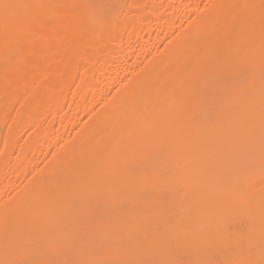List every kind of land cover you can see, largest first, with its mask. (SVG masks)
<instances>
[{
	"label": "bare ground",
	"instance_id": "obj_1",
	"mask_svg": "<svg viewBox=\"0 0 264 264\" xmlns=\"http://www.w3.org/2000/svg\"><path fill=\"white\" fill-rule=\"evenodd\" d=\"M0 264H264V0H0Z\"/></svg>",
	"mask_w": 264,
	"mask_h": 264
}]
</instances>
